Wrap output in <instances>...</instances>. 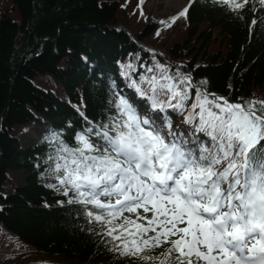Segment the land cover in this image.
<instances>
[{
    "label": "trees",
    "instance_id": "16d2710c",
    "mask_svg": "<svg viewBox=\"0 0 264 264\" xmlns=\"http://www.w3.org/2000/svg\"><path fill=\"white\" fill-rule=\"evenodd\" d=\"M147 3L0 0V264H181L179 253L166 257L169 246L146 249L151 260L116 251L87 208L69 203L75 194L43 179L58 137L79 146L74 130L87 126L81 113L88 124L107 123L115 94L133 92L130 79L151 76L157 61L190 72L194 84L206 79L202 87L233 102L264 100L260 0L235 11L221 0H193L184 22L159 35L144 17ZM167 112L191 140L187 112Z\"/></svg>",
    "mask_w": 264,
    "mask_h": 264
},
{
    "label": "snow or ice",
    "instance_id": "6c2138e0",
    "mask_svg": "<svg viewBox=\"0 0 264 264\" xmlns=\"http://www.w3.org/2000/svg\"><path fill=\"white\" fill-rule=\"evenodd\" d=\"M221 3L235 11L247 0ZM148 72L130 79L129 95L115 94L107 123L81 113L79 146L58 137L64 195L75 194L69 203L84 205L121 254L151 260L146 249L168 244L166 257L179 253L181 264H264V100L233 102L159 61ZM167 109L187 112L191 140Z\"/></svg>",
    "mask_w": 264,
    "mask_h": 264
},
{
    "label": "rangeland",
    "instance_id": "374dc122",
    "mask_svg": "<svg viewBox=\"0 0 264 264\" xmlns=\"http://www.w3.org/2000/svg\"><path fill=\"white\" fill-rule=\"evenodd\" d=\"M146 3V1H145ZM190 3V0H148L147 7H149L150 15H144L145 19L149 22L152 21L156 23L159 26V33L162 31L167 30L171 26H173L175 23H182L184 20L177 21L170 27H165L161 25L160 21L161 20H169L173 15H176L179 13V11L183 8H185L186 5ZM52 162V167L48 169L44 175L43 179L44 182L47 186L51 187L53 190L63 193V188L59 183V180L57 179L58 174L62 175L63 174V169L57 172L55 165L57 162V155L54 156ZM62 163V161H61ZM74 194L72 192L69 193ZM13 247L14 245L20 247V244L18 242H13ZM165 245V244H164ZM164 245L163 246H158L157 248V253H162L164 250ZM199 264H205L203 260L199 261Z\"/></svg>",
    "mask_w": 264,
    "mask_h": 264
},
{
    "label": "bare ground",
    "instance_id": "6f19581e",
    "mask_svg": "<svg viewBox=\"0 0 264 264\" xmlns=\"http://www.w3.org/2000/svg\"><path fill=\"white\" fill-rule=\"evenodd\" d=\"M186 6L188 7V5H186ZM186 6H185V7H186ZM183 9H184V8H183ZM183 9H181L179 12H181ZM177 14H178V13H177ZM177 14H176V15H177ZM173 16H175V15H173ZM185 17H186V16H179V18H178L175 22H177V21H181V20H184ZM169 21H170V19H169ZM175 22H174V23H175ZM170 23H171V22H170ZM174 23H171V25H173Z\"/></svg>",
    "mask_w": 264,
    "mask_h": 264
},
{
    "label": "water",
    "instance_id": "95a60500",
    "mask_svg": "<svg viewBox=\"0 0 264 264\" xmlns=\"http://www.w3.org/2000/svg\"><path fill=\"white\" fill-rule=\"evenodd\" d=\"M218 96H221L220 94H218Z\"/></svg>",
    "mask_w": 264,
    "mask_h": 264
}]
</instances>
